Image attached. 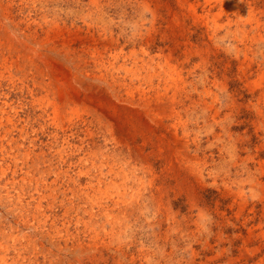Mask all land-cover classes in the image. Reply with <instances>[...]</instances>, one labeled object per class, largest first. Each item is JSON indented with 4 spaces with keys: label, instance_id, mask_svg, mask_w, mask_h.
Here are the masks:
<instances>
[{
    "label": "rangeland",
    "instance_id": "rangeland-1",
    "mask_svg": "<svg viewBox=\"0 0 264 264\" xmlns=\"http://www.w3.org/2000/svg\"><path fill=\"white\" fill-rule=\"evenodd\" d=\"M0 264H264V0H0Z\"/></svg>",
    "mask_w": 264,
    "mask_h": 264
}]
</instances>
